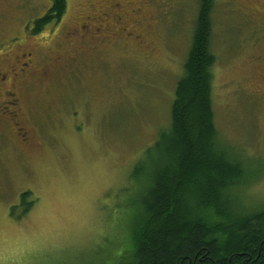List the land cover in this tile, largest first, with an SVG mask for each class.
Returning <instances> with one entry per match:
<instances>
[{
  "label": "rangeland",
  "instance_id": "374dc122",
  "mask_svg": "<svg viewBox=\"0 0 264 264\" xmlns=\"http://www.w3.org/2000/svg\"><path fill=\"white\" fill-rule=\"evenodd\" d=\"M50 2L24 0L21 19ZM262 2L216 0L213 14L216 129L244 164L229 195L235 210H264ZM115 10L126 32L114 42L111 23L106 37L92 20L71 26L90 16L98 26ZM198 10L199 0H68L64 22L38 37L24 110L32 144L0 139V264H114L131 247L149 185L137 171L158 161Z\"/></svg>",
  "mask_w": 264,
  "mask_h": 264
},
{
  "label": "trees",
  "instance_id": "16d2710c",
  "mask_svg": "<svg viewBox=\"0 0 264 264\" xmlns=\"http://www.w3.org/2000/svg\"><path fill=\"white\" fill-rule=\"evenodd\" d=\"M54 2L57 14L40 21L39 31L65 15L67 0ZM215 4L199 0L171 125L160 133L153 171H137L149 185L132 220L131 247L114 264H264V210H235L229 201L244 164L221 141L215 124Z\"/></svg>",
  "mask_w": 264,
  "mask_h": 264
},
{
  "label": "flooded vegetation",
  "instance_id": "af4514ba",
  "mask_svg": "<svg viewBox=\"0 0 264 264\" xmlns=\"http://www.w3.org/2000/svg\"><path fill=\"white\" fill-rule=\"evenodd\" d=\"M22 2L24 0H0V8H2L0 17L6 18V23L2 26L0 25V139L3 137L12 140L10 135H14L18 138L21 147L28 151L29 146L32 144L33 136L32 130L24 121V110L29 102L27 91L31 85V79H34L39 73L38 62L34 58L36 51H30L29 49L35 48L37 50L40 47L38 44L41 43L38 37L48 28L50 31L53 30V27L58 22L63 23L64 16L59 21L52 20L44 24L42 26L43 29L39 31L40 21H43L48 16L57 14L54 0H51L50 6L44 10L41 16L29 22L21 19V14H26L27 11ZM262 4L264 7V0ZM81 20H83V23L79 25L78 22H81ZM90 20L93 22L94 31L99 32L101 36H103V28H106L107 24L111 23L112 25L109 24V26L115 28L116 32L113 33V36L103 37L113 42L118 40V38H122V33L126 32L124 31L125 25L122 15L116 10L101 15V23H98V26L94 16L79 17L77 22H71V26L74 27L73 30L81 29ZM128 35L130 36V34ZM126 38L128 39V36ZM74 42L70 43V45H74ZM50 65L52 66V64ZM45 106H48V104ZM23 153L24 155L26 154V152Z\"/></svg>",
  "mask_w": 264,
  "mask_h": 264
}]
</instances>
